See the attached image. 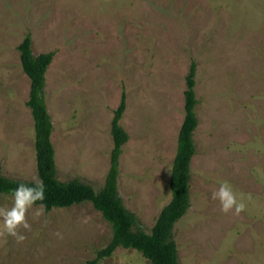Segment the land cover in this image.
I'll use <instances>...</instances> for the list:
<instances>
[{
    "label": "rangeland",
    "instance_id": "obj_1",
    "mask_svg": "<svg viewBox=\"0 0 264 264\" xmlns=\"http://www.w3.org/2000/svg\"><path fill=\"white\" fill-rule=\"evenodd\" d=\"M27 33L34 54L55 52L45 97L60 180L102 188L125 93L118 188L146 231L172 197L195 62L196 153L191 206L174 228L179 263L264 264V0H0V173L38 182L18 49ZM222 184L228 211L213 198ZM14 203L0 195V264H89L112 238V224L86 201L40 214L33 204L20 240L4 222ZM97 264L151 262L118 248Z\"/></svg>",
    "mask_w": 264,
    "mask_h": 264
},
{
    "label": "trees",
    "instance_id": "obj_2",
    "mask_svg": "<svg viewBox=\"0 0 264 264\" xmlns=\"http://www.w3.org/2000/svg\"><path fill=\"white\" fill-rule=\"evenodd\" d=\"M21 64L30 79V95L27 102L31 109L35 128V148L39 181L16 180L0 173V195L15 197V189L21 185L34 188L43 181L44 200H36L34 205H42L46 211L55 207H68L89 201L112 224L113 235L110 242L97 251V256L89 264L111 256L118 248L135 249L151 264H180L178 247L174 238L176 223L188 212L191 206V161L196 153L193 138L198 125L195 106L198 102L195 94L196 63L191 62L186 75L185 118L178 135L177 152L170 176L172 197L161 210L150 231H146L135 215L124 205L118 188L120 156L128 134L120 124L126 107V95L114 111L111 123L113 149L110 155V168L104 185L96 191L92 185L77 178L67 181L57 177L55 149L51 140L53 124L46 105V72L55 55L54 51L34 54L31 34L27 33L19 44ZM28 196L29 193H22Z\"/></svg>",
    "mask_w": 264,
    "mask_h": 264
},
{
    "label": "clouds",
    "instance_id": "obj_3",
    "mask_svg": "<svg viewBox=\"0 0 264 264\" xmlns=\"http://www.w3.org/2000/svg\"><path fill=\"white\" fill-rule=\"evenodd\" d=\"M227 186L222 184L220 186V190L218 193H213V198L221 199L222 203V210L228 211L231 205L224 203L223 193L227 191ZM27 192L29 193L28 196L22 195V193ZM36 200H44V185L43 181H40L36 187L30 188L28 185L21 184L15 189V203L13 207L7 210L4 213V222L6 230L9 234L16 236L18 239L22 240L24 237L17 232V229L20 226L25 228L29 227L27 220H26V213L35 204ZM234 202V196H233ZM243 208V205L240 204L237 206V211ZM43 206L38 210L37 214H40L42 211Z\"/></svg>",
    "mask_w": 264,
    "mask_h": 264
}]
</instances>
